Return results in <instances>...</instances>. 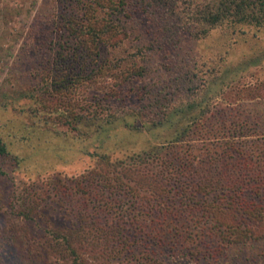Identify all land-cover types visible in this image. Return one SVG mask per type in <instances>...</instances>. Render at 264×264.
Segmentation results:
<instances>
[{
  "label": "rangeland",
  "instance_id": "374dc122",
  "mask_svg": "<svg viewBox=\"0 0 264 264\" xmlns=\"http://www.w3.org/2000/svg\"><path fill=\"white\" fill-rule=\"evenodd\" d=\"M53 3L54 0H0V142L5 147V153H0V264H71V255L61 257L50 245L48 230L73 229L82 225L105 228L103 213L94 214L91 209L84 212L85 200L78 201L67 194L63 197L56 195L51 184L64 176L76 175L79 178L86 170L90 172L96 168L98 171L97 154L147 145L139 138L141 133L136 132L137 139H134L135 136L120 129L103 143L101 140L94 143L86 141L89 144L77 151L76 138L83 135L85 127L73 129L74 123L57 119L53 113L48 118L49 123L42 121V115L37 113L41 106L36 107L30 102L32 96L37 97L38 102L47 96L42 92V78L38 72L45 66L44 56L42 52L38 53L40 49H36L34 41L35 37L42 41L46 34H52L54 38L58 36L59 28L56 33L52 24L46 26L52 14L56 15L59 11L56 8V12L52 13L55 8ZM142 25L140 30L147 28L145 22ZM161 36L160 42L147 49L151 36L141 35L136 30L132 32L133 42L143 45V53L135 61L137 67H144L141 76L124 83L110 75L102 76L94 86L82 84L74 87L73 92L63 96L62 102L64 106L69 101L73 104L65 109L70 111V118H74L80 111L79 106L85 114L87 104L95 107L92 104L94 97L96 103L98 98H103L104 92L114 91L121 97L111 100L113 103L109 108L112 111L135 112L153 128L151 132L155 138L151 141L156 145L153 150L157 153L153 157L159 155L160 158L149 159L146 165H140L147 180L132 182L138 195L134 199L133 210L146 211L152 219L148 217L143 228L140 220L135 224L128 220L122 225L138 242L136 255L146 253L163 261L169 257L171 263L221 264L222 255L217 253L220 244L214 237L206 236L195 246L187 245L186 250L192 253L188 252V255L192 256L179 252V258H176V251L181 248L180 244L169 239L159 242L154 237L155 229L161 225L162 215L178 207L174 193L178 184L182 181L189 183L192 177L179 173L173 176L174 171L160 162L162 157L168 159V152L172 150L171 144L165 142V137L173 130L167 120L180 115L188 116L186 106L199 105L192 114L199 108L204 114L199 125L197 121L195 126L203 124L208 116L209 123L218 124L221 118L232 121L240 114L242 120L249 121L241 127L240 134L251 137L238 140H247L248 145L255 139L253 134L264 135V27L223 24L197 39L187 33H177L170 36L171 39ZM74 65V71H79L77 61ZM52 97H48L50 100L47 101L50 109L58 104L60 98L54 93ZM101 104L98 115L105 117L108 106L104 102ZM182 109L186 111L181 114ZM231 130L226 133L230 134ZM151 132L147 131L145 135ZM71 139L75 140V145ZM193 144L201 145L199 141L185 140L178 142L175 149L190 150ZM87 177L89 182L94 179L93 174ZM95 179L87 185L88 188L105 193L98 177ZM78 209L86 216L83 219L85 222L80 221L82 216H79ZM141 230H149V233L143 234ZM74 246L80 256L96 261V264L101 261L103 264L131 262L132 256L128 257V254L116 258L105 255L104 260L103 257H94L97 252L101 254L100 247L91 248L78 242ZM209 255L215 256L216 260L213 261ZM229 264H264V234L260 240L246 244L245 249Z\"/></svg>",
  "mask_w": 264,
  "mask_h": 264
},
{
  "label": "trees",
  "instance_id": "16d2710c",
  "mask_svg": "<svg viewBox=\"0 0 264 264\" xmlns=\"http://www.w3.org/2000/svg\"><path fill=\"white\" fill-rule=\"evenodd\" d=\"M53 5L55 8L52 13L56 12V8L59 11L56 15L52 14L53 17L47 21L46 26L52 24L56 33L59 28L58 36L54 38L52 34H46L42 41L39 37H35L34 41L36 49H40L38 53L42 52L44 56L45 66L38 69V72L42 78V92L47 96L40 98V103L37 97L32 96L30 102L36 107L41 106L42 109L37 113L42 115V121L49 123L48 118L53 113L57 119L74 123L73 129L85 127L83 135L76 138V145L75 140L71 139L77 151L89 144L86 141L94 143L101 140L103 143L120 129L135 136L134 139H137L136 132L141 133L139 138L146 141L147 145L144 148L133 146L97 154L98 171L94 168L90 172L86 170L79 178L71 175L56 179L51 184L53 193L61 197L67 194L78 201L85 200L87 204L83 205L84 212L91 209L94 214L103 213L105 228L82 225L73 229H50L49 243L59 256L71 255V264H96V261L91 262L79 255L74 246L77 242L91 248L100 247L103 252H97L94 257H103L104 260L105 255L121 257L122 254H128V257L132 256L130 264H181L171 263L169 257L163 261L146 253L136 255L138 242L122 226L128 220L131 224L140 220L143 228L146 219H152L147 216L149 214L146 211L133 210L134 199L138 196L134 185L147 180L139 168L140 165H146L149 159L160 158L159 155L153 157L157 153L153 150L156 145L151 141L155 137L150 123L142 121L135 112L112 111L109 108L112 107L111 100L121 97L114 91L104 92L103 98H98L99 102L96 103L97 99L94 97L92 104L95 107L87 104L84 108L85 114L79 106L80 111L74 118H70V111L65 109L73 104L69 101L64 106L62 98L73 92L74 87L82 84L96 85L102 76L119 78L121 83L137 75L141 76L144 67H137L135 61L137 56L142 55L143 45L133 42L131 34L135 30L141 35L151 36L149 45H146L150 49L155 42L162 40L161 35L171 39L170 36L177 33H187L197 39L207 36L209 31L223 24L264 27V0H54ZM143 22L147 28L140 30ZM76 61L80 69L77 72L74 71ZM53 93L60 98L58 104L50 109L47 101ZM101 102L108 106L105 117L98 115L99 109H102ZM197 107L199 105H187L185 109H189L188 116L180 115L167 120L173 130L165 137V142L171 144L172 150L168 152L169 158L162 157L160 162L174 171L173 176L179 173L192 177L189 183L182 181L178 184V190L174 192L178 207H173L162 215L161 225L155 229L154 237L159 242L169 239L180 244L176 258H179V252L192 254L186 247L197 245L201 238L214 237L220 244L217 253L222 255L221 264H229L233 257L237 258L245 249L246 244L263 238L264 135L253 134L255 139L248 145L247 140H238L241 137H251L240 134L241 127L249 122L242 120L240 114L232 121L221 118L218 124L209 123L208 116L198 127L204 111L199 108L192 114ZM185 111L182 109L181 114ZM83 120L87 122L84 123ZM197 121L198 125L195 126ZM161 122L163 121H158ZM155 125L156 123L153 127ZM230 129L231 133L227 134L226 131L230 132ZM147 131L152 134L148 133L146 136ZM185 140L199 141L201 145L193 144L186 151L182 148L175 149L178 142ZM0 153H5L4 144L1 142ZM206 165L212 166L207 168ZM91 174L94 179L98 177L102 187H105V193L88 188L87 185L94 180L88 181L90 179L87 176ZM153 188L159 190L157 187ZM210 195L213 197L207 199ZM78 212L82 216L80 221L85 222L84 213L80 210ZM25 216L28 217V214ZM141 231L143 234L149 233V230ZM230 235L232 239H228ZM209 256L213 261L216 260L215 256ZM99 264H103V261Z\"/></svg>",
  "mask_w": 264,
  "mask_h": 264
}]
</instances>
